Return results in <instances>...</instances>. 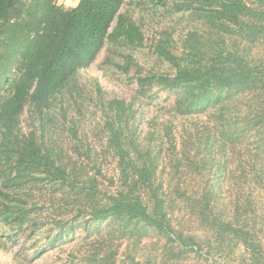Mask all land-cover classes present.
Returning a JSON list of instances; mask_svg holds the SVG:
<instances>
[{
    "label": "trees",
    "instance_id": "1",
    "mask_svg": "<svg viewBox=\"0 0 264 264\" xmlns=\"http://www.w3.org/2000/svg\"><path fill=\"white\" fill-rule=\"evenodd\" d=\"M125 2L79 0L77 6L66 7L56 0H0V205L7 222L24 223L31 203L24 193L32 185L67 187L73 180L78 181L73 168L45 142L44 135L31 132L21 138V115L27 104L39 117L45 110L60 106L64 96L73 94L78 86L79 73L91 66L106 45L104 64L130 73L133 57L122 54L119 61L115 58L117 50L143 48L145 36L139 25L121 13ZM139 4L144 8L165 7L170 2L139 0ZM170 11L194 14L204 20L209 36L204 45L186 41L182 53L175 50L170 36L159 39L153 53L173 72L138 75L137 85L141 90L156 85L162 91L177 92L174 110L181 115L224 107L230 128L222 136L229 145L255 137L254 149L247 148L250 158L238 154L240 177L250 191L242 203H237L234 217L228 221L218 217L208 194L203 196L200 217L203 227L243 248L247 255L243 264H264V237L260 235L264 234V59L251 58L234 41L239 35L249 40L264 38V0H253L251 4L246 0H179L172 1ZM114 21L116 25L110 31ZM13 68L19 69L21 75L9 79ZM6 84L9 95L3 96ZM97 92L120 184L113 193L103 192L97 179L102 174L101 167L95 164V175L87 186L78 181L74 189L97 197L98 202L80 206L67 222L56 216L54 226L73 230L84 213L90 223L97 225L111 219L141 223L177 243L182 254L214 258L216 253L210 246L178 233L171 225L158 179L157 155L139 142L131 106L124 100H105L100 87ZM238 96H246V105L240 107L232 102ZM41 126L44 131L43 123ZM71 132L80 139L77 129ZM90 152L88 148L82 153L88 161H92ZM203 161H199L201 169L195 170L201 176L207 169ZM182 162L180 159L175 173L191 175L189 170L180 171ZM259 206L262 212L257 214Z\"/></svg>",
    "mask_w": 264,
    "mask_h": 264
},
{
    "label": "rangeland",
    "instance_id": "2",
    "mask_svg": "<svg viewBox=\"0 0 264 264\" xmlns=\"http://www.w3.org/2000/svg\"><path fill=\"white\" fill-rule=\"evenodd\" d=\"M56 1L63 6H73L78 0ZM172 1L179 0H169L170 4L165 7L144 8L139 0H126L121 13L139 25L145 36L143 48L117 50L115 58L119 61H122V54L133 57L130 73L104 64L106 45L91 66L79 73L78 86L73 94L64 96L60 106L45 110L39 117L32 105H26L19 135L21 138L31 132L44 135L45 142L55 147L65 164L73 168L75 179L86 186L95 175L94 165H98L102 171V176H97L100 189L113 193L120 184L117 161L107 145L105 116L97 88H101L107 101L124 100L132 108L139 142L157 155L158 179L171 225L178 233L210 246L216 253L214 258L210 256L208 260L205 255L182 254L183 249L177 243L169 242L141 223L126 224L111 219L97 225L90 223L89 216L84 213L73 230L55 227L56 216L67 222L80 206L98 202L97 197L75 190L78 181L73 180L67 187L39 183L28 188L24 197L31 203L23 224L4 220V208L0 205V264H147L149 261L153 264H243L247 256L243 248L203 227L200 215L203 196L208 194L218 217L224 221L234 217L237 203H242L250 191L240 177L238 154L249 159L251 153L247 148L254 149L255 137L240 140L236 146L229 145L222 136V132L230 128L224 107L181 115L174 110L179 97L177 92L162 91L156 85L141 90L137 85L138 75L173 72L153 53L159 39L170 36L175 50L182 53L186 41L191 45H204L209 36L204 20L194 14L171 12ZM115 25L116 21L110 31ZM234 41L251 58L264 59V38L249 40L239 35ZM20 75L21 71L13 68L8 78ZM2 94L9 95L7 84ZM232 102L241 107L246 105L247 99L238 96ZM72 128L78 130L79 140L74 138ZM83 146L85 149L81 150ZM88 148H91L92 161L82 154ZM180 159L183 160L180 171L189 170L191 175L175 173ZM201 159L207 167L205 176L195 171L201 169ZM188 160L195 162L189 164ZM261 212L259 206L257 214Z\"/></svg>",
    "mask_w": 264,
    "mask_h": 264
},
{
    "label": "crops",
    "instance_id": "3",
    "mask_svg": "<svg viewBox=\"0 0 264 264\" xmlns=\"http://www.w3.org/2000/svg\"><path fill=\"white\" fill-rule=\"evenodd\" d=\"M78 3H79V0L77 1V3L75 5H73V6H66V7H75V6H77Z\"/></svg>",
    "mask_w": 264,
    "mask_h": 264
}]
</instances>
